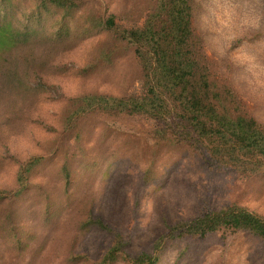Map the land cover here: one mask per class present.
<instances>
[{
	"label": "rangeland",
	"instance_id": "374dc122",
	"mask_svg": "<svg viewBox=\"0 0 264 264\" xmlns=\"http://www.w3.org/2000/svg\"><path fill=\"white\" fill-rule=\"evenodd\" d=\"M83 1L86 11L78 16L117 15L119 26L132 28L145 24L155 0ZM7 3L17 9L16 26L36 7L31 0ZM193 6L202 66L217 91L234 96L220 104L222 111L264 127V0H194ZM60 20L49 16L36 28ZM102 46L114 54L103 55ZM66 50L55 55L48 72L22 71L32 78L33 101L15 107L0 100V190L15 191L19 163L46 159L32 174L29 194L16 204L22 239L13 244L0 234V264H102L119 238L124 247L112 264H128L142 253L158 255L157 264H264V241L251 233L200 238L184 228L233 206L264 217V174L225 168L230 157L213 163L204 145L173 139L170 120L128 110L91 112L63 133L72 100L90 93L138 97L148 87L132 48L110 36L99 34ZM35 58L42 63L44 56ZM21 106L25 111L18 113ZM91 219L106 226L86 229ZM157 244L163 246L158 254Z\"/></svg>",
	"mask_w": 264,
	"mask_h": 264
},
{
	"label": "trees",
	"instance_id": "16d2710c",
	"mask_svg": "<svg viewBox=\"0 0 264 264\" xmlns=\"http://www.w3.org/2000/svg\"><path fill=\"white\" fill-rule=\"evenodd\" d=\"M36 6L23 20L15 24L13 14L17 9L7 0L0 3V100H9L15 107L30 101L34 96L30 77L50 69L51 60L59 52L73 49L84 40L96 35H107L126 48H132L135 59L142 67V79L147 91L138 97L108 96L90 93L70 100L63 119V133H69L81 119L91 112L110 109L128 110L134 114L152 115L167 119L175 125L173 139H184L186 145L203 146L213 163L224 162L225 168L249 175L264 174V127L255 119L242 114L233 116L222 111L224 102L234 96L219 92L210 80V74L202 66V57L196 50L194 31V0H155L149 6L142 27L122 28L117 15L107 19L88 17L83 0H31ZM29 10V8H26ZM32 11V13H31ZM56 12V13H55ZM49 16L61 18L47 27L36 28L39 21ZM87 22H84V18ZM70 28L68 22L75 20ZM83 23L86 24L83 27ZM51 35V40L46 34ZM96 50L93 51L95 61ZM97 52H99L97 50ZM108 55L107 47H101ZM102 55V56H103ZM44 56L42 63L35 57ZM47 71V72H48ZM31 83L27 87L26 82ZM33 101V100H31ZM171 101V102H170ZM172 105V106H171ZM175 108V111H174ZM23 106L18 113L24 112ZM178 112V113H177ZM2 124H0V127ZM53 154V153H52ZM44 157H34L18 165L15 191L0 190V234L9 243L22 239L23 229L16 204L28 195L31 177L45 162ZM66 173H70V170ZM104 228L101 220L91 219L85 228ZM182 225L176 227L178 230ZM187 233L205 238L221 231L248 232L264 241V217L240 207H227L189 221L184 225ZM30 240L31 237L29 236ZM124 243H118L105 256L102 264H112L119 258ZM156 254L163 246L155 247ZM18 250H21L20 247ZM158 255L142 253L128 264H157Z\"/></svg>",
	"mask_w": 264,
	"mask_h": 264
}]
</instances>
